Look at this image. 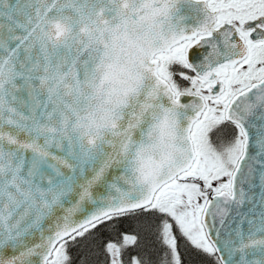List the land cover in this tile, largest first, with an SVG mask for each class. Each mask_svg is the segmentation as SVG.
I'll return each instance as SVG.
<instances>
[{
    "label": "snow or ice",
    "instance_id": "6c2138e0",
    "mask_svg": "<svg viewBox=\"0 0 264 264\" xmlns=\"http://www.w3.org/2000/svg\"><path fill=\"white\" fill-rule=\"evenodd\" d=\"M0 264H264V0H0Z\"/></svg>",
    "mask_w": 264,
    "mask_h": 264
}]
</instances>
